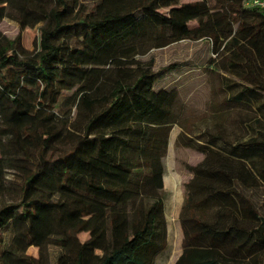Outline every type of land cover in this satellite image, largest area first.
Listing matches in <instances>:
<instances>
[{"label":"trees","instance_id":"trees-1","mask_svg":"<svg viewBox=\"0 0 264 264\" xmlns=\"http://www.w3.org/2000/svg\"><path fill=\"white\" fill-rule=\"evenodd\" d=\"M183 1L0 0V20L41 32L35 52L21 34L0 37V146L20 147L0 156V264H52V247L54 264H157L167 253L164 161L172 128H193L177 92L157 90L159 74L135 59L208 38L244 63L228 73L241 88L233 102L264 96V10ZM255 132L236 144L221 133L202 144L178 137L204 158L187 167L175 264H264V134Z\"/></svg>","mask_w":264,"mask_h":264},{"label":"rangeland","instance_id":"rangeland-1","mask_svg":"<svg viewBox=\"0 0 264 264\" xmlns=\"http://www.w3.org/2000/svg\"><path fill=\"white\" fill-rule=\"evenodd\" d=\"M82 9L91 5V0H78ZM185 0L181 2L187 3ZM36 9L34 5L30 6ZM196 28L197 23H190ZM22 36V48L25 52L39 50L40 26L20 31L18 23L10 18L0 20V37L15 39ZM217 46L208 38L200 40L186 39L165 48L153 49L137 57L135 60L143 68L157 72L160 82L157 90H171L177 92L183 108V119L193 128V134L184 135L179 125L172 128L167 156L165 158V213L168 222L169 249L157 264H175L182 253L183 233L179 222V215L185 199V185L192 178L187 170L189 166H197L203 160V155L194 149L186 148L178 143V137L183 140L208 142L211 136L223 138L230 144L246 141L257 136V132L264 134V96L250 97L251 105L235 103L233 97L241 90L235 78L230 77L235 71L243 69V61L236 60L230 51L223 46ZM132 62L122 68H134ZM237 64V67H234ZM264 74V72H263ZM75 110L73 109V114ZM259 121L261 126H257ZM223 146L222 141H216ZM20 150L15 138H8L1 143L0 156L13 154ZM259 204L264 213V191L260 193ZM87 235L81 234L69 240V245L79 248ZM29 255L38 258L39 251L32 248ZM59 251L49 248L47 259L54 264Z\"/></svg>","mask_w":264,"mask_h":264},{"label":"built area","instance_id":"built-area-1","mask_svg":"<svg viewBox=\"0 0 264 264\" xmlns=\"http://www.w3.org/2000/svg\"><path fill=\"white\" fill-rule=\"evenodd\" d=\"M247 7H258L264 10V0H250L247 4Z\"/></svg>","mask_w":264,"mask_h":264},{"label":"crops","instance_id":"crops-1","mask_svg":"<svg viewBox=\"0 0 264 264\" xmlns=\"http://www.w3.org/2000/svg\"><path fill=\"white\" fill-rule=\"evenodd\" d=\"M166 214V213H165ZM169 232V231H168ZM169 234V233H168Z\"/></svg>","mask_w":264,"mask_h":264}]
</instances>
